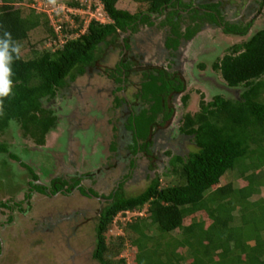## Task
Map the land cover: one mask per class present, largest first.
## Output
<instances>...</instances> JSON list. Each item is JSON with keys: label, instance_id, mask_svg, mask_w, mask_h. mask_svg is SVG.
I'll return each mask as SVG.
<instances>
[{"label": "trees", "instance_id": "16d2710c", "mask_svg": "<svg viewBox=\"0 0 264 264\" xmlns=\"http://www.w3.org/2000/svg\"><path fill=\"white\" fill-rule=\"evenodd\" d=\"M17 1L21 0H0V35L7 30L19 43L39 25V15L32 9L23 15L21 5H15ZM100 1L109 21L90 18L82 29L81 15L70 13L77 24L72 27L60 25L65 38L60 47L41 52L33 49V57L24 59L21 56L15 60L12 64L13 95L4 100L0 131L10 121H17L24 135L43 145L45 134L56 121L53 111L44 107L43 100L64 93L69 82L102 60L112 45L119 47L121 52L123 49L127 51L109 75L115 83H120L115 90L120 91L121 83H126L132 73L140 72L142 77L133 93L139 104L128 110L129 128L123 127L124 131L130 132L128 150L133 155L142 152L151 157L155 131L166 127L174 112L171 99L185 90L186 83L179 69L169 71L162 65H142L137 58L140 55H129L130 40L139 27L163 28L162 48L174 58L173 53L207 21L206 15L211 16L208 24L223 25L222 31L231 35L247 34L252 21L245 24L222 22L221 0L196 2L197 7L205 6L210 12L193 6L191 0H132L141 5L134 12L118 7L119 0ZM85 2L69 0L67 4L71 9H85ZM183 10L187 11L189 22L184 23L181 31L182 22H185ZM44 22L48 24L46 16ZM48 29L56 39L57 33L50 26ZM127 31L129 34L119 40L120 34ZM73 33L75 37L71 36ZM198 68L204 69V64H198ZM212 69L226 86L241 89L235 98L216 94L210 101L201 99L198 111L183 113L179 130L193 137L196 149L186 156L175 154L170 158L174 182L161 186L159 176L154 173L145 189L137 194L125 195L118 184L108 195L111 200H107L95 214V247L91 255L99 264H115L105 258V232L117 213L141 209L144 205L146 217L127 225L139 235L133 241L135 264H264V221H261L264 213L260 211L261 207H257L258 204L264 206V199H249L260 191L262 183L264 185V175L261 174L264 167V28L225 48L212 63ZM187 98L188 95L183 93L181 102L185 104ZM124 101L122 96L117 97L116 105ZM124 140L128 139L125 137ZM251 144L256 147L251 148ZM0 152L7 153L3 143H0ZM8 156L19 160L14 153H8ZM246 159H249L248 163ZM134 160L131 158L130 165ZM19 163L31 170L26 163ZM236 166L238 174L247 181L246 185L234 186L230 182L222 185L220 178ZM78 181L79 178L72 177L65 190H70ZM67 183L61 177L51 180L54 192ZM35 186L44 189L37 183ZM12 204L0 200V213L3 208L10 210ZM237 207L241 211L234 214ZM198 212L204 213L205 218L202 215L197 217ZM252 216L261 220L256 221ZM186 219L188 221H184ZM8 220H12L10 213ZM151 226L158 231L157 237L147 234ZM174 230H178L180 238L167 239L174 240L172 245L175 248L165 251V260L160 254H157V260L142 259L141 254L145 251L156 253L158 248L167 244V240L160 239Z\"/></svg>", "mask_w": 264, "mask_h": 264}, {"label": "rangeland", "instance_id": "374dc122", "mask_svg": "<svg viewBox=\"0 0 264 264\" xmlns=\"http://www.w3.org/2000/svg\"><path fill=\"white\" fill-rule=\"evenodd\" d=\"M67 1L69 0H56L55 4L49 3V0L15 2V5H21L23 15H26L31 9L34 14L39 15V25L28 32L26 39L19 41L21 56L24 59L35 55L33 49L39 52L44 49L52 51L65 41L60 31V25L72 27L77 24L70 16V13L75 12L68 6ZM85 1L86 8L79 10V15L84 22L82 29L85 28L90 18H96L102 22L109 20L102 9L101 1ZM197 1L199 0H191V3L195 5ZM221 1L226 2L227 5L233 3L232 0ZM93 3H95L94 8L92 7ZM117 6L134 12L141 5L132 0H119ZM197 8L203 10L205 6ZM207 11L210 12V10ZM45 16L48 19V24L44 22ZM160 18L155 20V23ZM186 18L188 19L187 16ZM206 18L209 21L211 16L206 15ZM188 22L189 20L185 19V24ZM47 25L57 33L56 39L52 38ZM260 28H264V15L254 19L246 35H223L216 28L213 29V33L206 29L207 32L201 33L198 37L201 36V38L196 40L194 45L196 48L189 45L193 53H187L188 66L184 69L185 71H182L186 83L185 90L172 97L173 117L165 128L155 131L151 146L153 156L151 157L145 156L142 152L133 155L128 150L130 132L124 131L123 127L129 128L130 119L125 116L128 110L133 107L137 108L139 104V100L136 99V102L133 98V93L138 89L142 77L140 72L132 73L124 84V93L131 102V108L126 102L117 106L116 98L120 96L121 91H116L115 88L120 84L115 83L109 75L114 72L116 63L127 51L121 52L119 47L112 45L106 50L102 60L98 61L95 66L87 68L85 74L78 75L74 81L69 82L64 93L61 92L50 100H43L44 107L51 109L56 116L55 125L45 134L43 145L36 144L29 135H24L19 122L10 121L0 131V143L5 144L7 149V153L0 152V200L9 201V204H12L13 198L14 202H18L12 204L14 206L13 221L5 225L7 228L4 230L0 227V236L4 241V251L0 262L2 264H99L91 255L95 247V214L107 201L100 202L97 199H91L92 197L82 188L78 189V193L83 194L91 201L86 200L84 196L77 197L78 195L75 194L77 191L67 195L68 191L64 192L59 188L56 195L50 196L54 192L53 188H51V192H47V190L39 189L36 186L34 189L37 193L29 188V194H32L33 198L30 196V199L25 198L23 201L27 182L31 181L32 176L36 174L39 180L45 181L49 186L53 175L61 178L67 176V173L73 176L86 173L91 175L90 172L96 169L93 178L92 175L90 177L92 179L82 181L83 187L86 189L94 186L91 191L95 194L104 189L106 197L113 189L117 188V184H121V191L125 195L137 194L145 189L154 173L159 176L161 186L174 182L172 166L169 165L170 158L175 154L186 156L189 151L196 149L193 137L184 135L178 128L183 113L198 111L201 99L207 102L216 94L226 98L236 97L241 87L226 86L212 69V63L225 48L235 42L247 39L252 32ZM71 36L75 37L76 34L73 33ZM121 36H125V33H121ZM163 37V28L140 26L135 37L130 40L129 55H140V58H137L142 65H168L171 56L167 50L162 48ZM184 49L185 45H182L181 50ZM196 49L198 51H195ZM195 55L198 57L196 60ZM199 61L204 64L203 70L197 67ZM189 66L191 68H188ZM183 93L188 95L185 104L181 102ZM142 123L145 125V121ZM125 137L128 140L125 141ZM254 147L256 144H251V148ZM8 153H14L19 160L9 157ZM131 158L135 159L133 165H130ZM19 161L26 163L32 171L21 166ZM245 162L248 163L249 159H246ZM261 171V174L264 175V167ZM238 173L237 166L228 170L220 178V183L223 185L230 182L234 186L246 185L247 181L241 178ZM65 178H69V176ZM39 183L43 184V182ZM257 198L264 199L263 183L260 186V191L251 195L249 199L252 201ZM79 199H82V202ZM16 205L18 206L16 207ZM59 207L61 209L68 207L66 213L70 215V218L67 216L69 220L60 219L51 234L45 232L48 230L46 228L44 232H42L43 229L37 231L39 226L41 228L39 222L42 217L44 219L50 216L53 220L60 217L61 213L55 214L59 212L57 210ZM257 207L258 209L261 207L260 211L264 213L263 204H258ZM80 210L83 212L82 215H74L76 211ZM249 210L250 208H248V213ZM49 211L53 215L47 214ZM239 211H241L239 207L235 208L234 214H239ZM10 212L11 210L3 208L0 213V222L9 221ZM200 213L198 212L197 217L205 218V214ZM146 215V205L141 209L117 213L105 232L107 245L105 258L108 261L115 264H135L136 250L133 241L139 235L127 225L139 221L140 218H145ZM74 218L76 219L74 220ZM251 218L256 221L261 220L259 217L252 216ZM184 221H188V219ZM71 226L76 227L74 236H70ZM146 232L149 236H158V231L154 226H151ZM178 233V230L171 231L160 240L165 242L169 237L180 238ZM68 235L67 246L64 239L66 236L68 238ZM173 241L167 240V244L158 248L156 253L145 251L144 254H141L142 259L157 260L156 256L160 254L161 258L165 260V251L172 247L175 248L172 245ZM151 243L150 241L149 244Z\"/></svg>", "mask_w": 264, "mask_h": 264}, {"label": "flooded vegetation", "instance_id": "af4514ba", "mask_svg": "<svg viewBox=\"0 0 264 264\" xmlns=\"http://www.w3.org/2000/svg\"><path fill=\"white\" fill-rule=\"evenodd\" d=\"M217 1V0H216ZM219 1V0H218ZM233 1V3H231V4H229V5H227L226 4V2H224V1H222V4H221V6H222V11H221V16H222V22H225V21H227V22H231V23H238V24H240V23H243V24H245V23H247L248 21H252V24H253V21H254V19L256 18V17H259V16H263L264 15V1L263 0H232ZM197 4H196V2H195V5H193V6H196ZM203 10H209V9H206V8H204ZM211 11V10H210ZM182 12V14H183V19H184V21H185V19L186 20H189V19H187L186 18V16H187V11H181ZM185 13V14H184ZM225 20V21H224ZM184 23L185 22H182V27H181V31H183V28H184ZM252 24H251V26H252ZM206 26H211L210 24H208V22L207 21H204V25L194 34V36H192L190 39H188L187 41H185V43L184 44H182V45H185V49L182 51L181 50V46L179 47V51L178 52H176V55H178L179 56V59L174 63V62H172V61H169V64L168 65H166V66H164L165 68H167V70H173V69H179L181 72L183 71L182 69H185V68H187V66H188V62H186V61H188V59L186 58V57H188V54L187 53H190V54H192L193 52H191V50H190V48H189V45L192 47V46H194L195 45V42H196V40H198V39H200L201 38V36H200V38H198L199 37V35L201 34V33H205V32H207V30L208 31H210V33L212 32L213 33V29L211 28V27H209V28H207ZM222 26L223 25H220V26H215V27H213V28H219V32L221 33V34H223V35H231V34H226V33H224L223 31H222ZM250 26V27H251ZM249 27V28H250ZM207 29V30H206ZM249 30V29H248ZM125 33H127V32H125ZM216 35H217V33H216ZM214 36V35H213ZM213 36H211V37H213ZM236 36H239V35H236ZM242 36V35H241ZM203 38H205V37H203ZM209 38V37H208ZM209 40V39H208ZM187 44V45H186ZM195 48H196V46H194ZM195 51H198V49H196ZM181 56V57H180ZM195 60L196 59H198V57L195 55ZM200 63H202V61H199V62H197V64H200ZM192 66V65H191ZM188 68H191L190 66L188 67ZM120 84V83H119ZM124 84L125 83H121V86H122V89L120 90L121 91V94H120V96H122L124 99H125V101L123 102V103H127V105L129 106V108H131V102L129 101V98L127 97V96H125V93H124ZM119 96V97H120ZM173 114H174V112H173ZM126 117V116H125ZM172 117H173V115H172ZM179 122H180V120H179ZM162 128H165V127H162ZM178 128H179V126H178ZM184 135H187V134H184ZM138 153H140V152H138ZM137 153V154H138ZM135 161V160H134ZM94 171L93 172H90L91 173V175H92V178H93V174H95L94 172H95V170L96 169H93ZM88 173H86V174H84L83 176H82V174L81 175H79V174H77L76 176H73V175H70V174H68L67 173V176H69V178H65V177H67V176H65V177H62L63 179H65L68 183L67 184H65L62 188H60V189H62V190H64V192L66 191L65 189L68 187V184H70V182H71V178L72 177H76V178H79V181H78V184H76L74 187H72L71 189H72V191H69L68 190V192H66V194L68 195H70V193H72L73 191H77L75 194H77L78 196L77 197H80V196H84L83 194L81 195L80 193H78V189L79 188H83L84 190H86V192H88L87 194H89L90 195V197H92L91 199H97L98 201H100V202H102V201H104V200H110L111 198L109 197V196H107L106 197V193L104 192V189L103 190H100L101 192L100 193H98V194H95L94 192H90L89 191V189L91 190V189H94V186H92L91 188L89 187V188H84L83 187V180H85V179H92V178H90L91 177V175H88V177H86V175H87ZM97 174V173H96ZM58 177V176H57ZM54 178V175L52 176V178H51V180ZM38 180V181H37ZM51 180H50V182H51ZM28 182H32V184H39V185H42L43 187H44V190H47V192H51V188H52V186L51 185H47V183L45 182V181H41V180H39V178L38 177H36V178H32V180L30 181H28ZM27 182V183H28ZM39 182H43V184H41V183H39ZM32 184H27V190L25 191V197H24V199H23V201L25 200V198H30V196L32 195V194H28L29 193V191H30V189L29 188H31V191H34L35 193H37L36 192V190L34 189V185H32ZM108 185H109V183H107ZM107 184H105V185H107ZM118 185V184H117ZM104 188H105V186H104ZM61 190V191H62ZM114 190V189H113ZM58 191V190H57ZM57 191L56 192H52V194H50V196H54V195H56L57 194ZM43 193V192H42ZM27 195H30L29 197H27ZM86 195V194H85ZM23 197V196H22ZM76 197V198H77ZM31 198H32V196H31ZM84 198L85 199H87L88 201H91L90 199H88L86 196H84ZM15 199V198H14ZM12 201L14 202L15 200H13V198H12ZM17 201V200H16ZM79 201H80V199H79ZM18 202V201H17ZM16 202V203H17ZM12 203V202H11ZM18 205H16V207H17ZM13 208H14V206L13 207H11V212H10V214L12 215V220H10V221H1L0 222V227H1V229L2 230H4L5 228H7V227H5V225H7V224H9L10 222H12L13 221ZM57 209V208H56ZM68 209V207H64V208H62L61 209V207H59V209H57L59 212L57 213H55V214H63V212H65L64 213V215H61L60 214V217H57V218H55L54 220L52 219V217H47V218H44L43 219V217L40 219V222H39V225H41V228H39V230H42L43 229V231L42 232H44V230H45V228L46 229H48V230H46L45 232H48V233H52L54 230H55V224H57L58 222H59V220L60 219H66V220H69L68 218H67V216L69 217L70 215H68L66 212V210ZM56 210V211H57ZM74 210V209H73ZM72 210V211H73ZM55 211V210H54ZM81 211V212H80ZM80 211H76V213H74V215L75 214H80V215H82L83 214V212H82V210H80ZM47 214H52V212H47ZM53 215V214H52ZM75 217V216H74ZM70 218V217H69ZM72 219V218H71ZM76 218H74V220H75ZM47 220V221H46ZM53 220V221H52ZM39 221V220H38ZM20 223V222H19ZM53 225H54V227H53ZM40 227V226H39ZM76 227L74 226V228L71 226L70 227V236L71 235H75L76 234ZM79 234V233H78ZM68 237H69V235H68ZM66 238H67V236H66ZM65 238V239H66ZM67 241H68V239H67ZM3 240H2V238H1V236H0V258L2 257V253H3V249H4V245H3ZM0 264H2L1 262H0Z\"/></svg>", "mask_w": 264, "mask_h": 264}, {"label": "clouds", "instance_id": "9594fccd", "mask_svg": "<svg viewBox=\"0 0 264 264\" xmlns=\"http://www.w3.org/2000/svg\"><path fill=\"white\" fill-rule=\"evenodd\" d=\"M99 2H100V0H99ZM49 3L55 4L56 0H49ZM101 5H102V3H101ZM77 10H78V13H79V10H83V9H81V8L73 9L72 8V11L75 12V13L77 12ZM0 27H2V26H0ZM206 27L207 28L211 27L212 29H214L213 27H215V26H206ZM216 29L219 30V28H216ZM127 32L128 33H125V35L129 34V31H127ZM123 37L124 36L120 37L121 41H122ZM176 52H178V51H175L173 53V55H175V57L174 58L173 57L170 58V61H172V59H174L172 61L174 63L179 59L178 55H176ZM20 58H21V47H20L19 43H17L16 41L13 40L12 35H11L10 32H8L7 30H4L2 35H0V115L4 114V100H5V98H8L11 95H13V80H12V76L14 74H13V71H12V64L15 62V60H18ZM197 67H198V65H197ZM182 70H184V69H182ZM201 70H203V69H201ZM86 176H88V175H86ZM27 196H30V195H27ZM28 199H30V198H28ZM127 211H129V210H126L124 212H127ZM37 231H39V227L37 228ZM67 239H69V237L64 239V241L66 243L65 245H67ZM71 260H73V259H71Z\"/></svg>", "mask_w": 264, "mask_h": 264}, {"label": "crops", "instance_id": "0c3cea01", "mask_svg": "<svg viewBox=\"0 0 264 264\" xmlns=\"http://www.w3.org/2000/svg\"><path fill=\"white\" fill-rule=\"evenodd\" d=\"M85 200V199H84ZM87 200V199H86ZM80 201L82 202V199H80Z\"/></svg>", "mask_w": 264, "mask_h": 264}, {"label": "water", "instance_id": "95a60500", "mask_svg": "<svg viewBox=\"0 0 264 264\" xmlns=\"http://www.w3.org/2000/svg\"><path fill=\"white\" fill-rule=\"evenodd\" d=\"M128 33V32H127Z\"/></svg>", "mask_w": 264, "mask_h": 264}]
</instances>
